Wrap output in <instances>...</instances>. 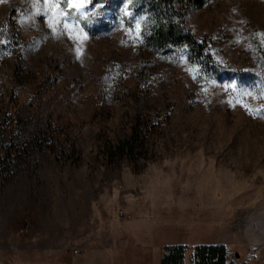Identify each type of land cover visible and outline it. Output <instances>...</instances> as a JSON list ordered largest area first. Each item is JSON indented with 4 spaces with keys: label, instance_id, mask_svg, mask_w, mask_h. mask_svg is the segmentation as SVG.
<instances>
[{
    "label": "rangeland",
    "instance_id": "374dc122",
    "mask_svg": "<svg viewBox=\"0 0 264 264\" xmlns=\"http://www.w3.org/2000/svg\"><path fill=\"white\" fill-rule=\"evenodd\" d=\"M130 2L105 12L102 26L87 20L91 0L81 9L0 0V106L15 120L50 122L64 149L0 178V235L74 205L107 231L152 214L139 236L187 244V256L218 242L237 264H254L250 247L264 264V0L187 10L221 72L186 45L149 44L146 15L133 16ZM100 89L108 94L98 108ZM123 136L135 138L138 165L108 162L103 145Z\"/></svg>",
    "mask_w": 264,
    "mask_h": 264
},
{
    "label": "trees",
    "instance_id": "16d2710c",
    "mask_svg": "<svg viewBox=\"0 0 264 264\" xmlns=\"http://www.w3.org/2000/svg\"><path fill=\"white\" fill-rule=\"evenodd\" d=\"M123 0H91L92 10L87 20L96 25H105V12L117 9ZM205 0H131L130 8L133 16L145 14L146 41L157 49L167 45L180 47L186 45L194 59L205 62L213 71L221 72L219 65L204 43L194 37L186 20L187 10L194 5H202ZM108 91L98 90L97 107L106 104ZM0 106V178L4 182L13 179L25 168V163L38 153L52 151L57 159L64 154V149L57 144L60 135L57 130L36 119V115L15 120ZM39 113V107L37 110ZM36 113V114H37ZM108 162L128 157L138 165V157L133 136H123L116 141L109 140L103 145ZM190 264H229L228 249L223 244H201L193 247ZM165 253L161 264H185L187 246L171 244L164 247Z\"/></svg>",
    "mask_w": 264,
    "mask_h": 264
},
{
    "label": "crops",
    "instance_id": "0c3cea01",
    "mask_svg": "<svg viewBox=\"0 0 264 264\" xmlns=\"http://www.w3.org/2000/svg\"><path fill=\"white\" fill-rule=\"evenodd\" d=\"M151 216L146 215L144 222L133 230L115 221L109 231L92 222L95 215L87 218L81 208L74 205L73 212L69 208L40 220L28 216L22 219L20 228L17 227L18 232L0 235V264H161L164 247L168 244L145 241L138 234ZM133 233L136 241H133ZM201 244L212 243L202 241L193 246ZM76 249L79 252H74ZM192 253L186 255L185 264H190ZM253 262L257 264L256 258ZM227 263L237 264L230 257Z\"/></svg>",
    "mask_w": 264,
    "mask_h": 264
},
{
    "label": "snow or ice",
    "instance_id": "6c2138e0",
    "mask_svg": "<svg viewBox=\"0 0 264 264\" xmlns=\"http://www.w3.org/2000/svg\"><path fill=\"white\" fill-rule=\"evenodd\" d=\"M68 4H69V7L81 9L85 5V0H68ZM65 26L68 27L67 24Z\"/></svg>",
    "mask_w": 264,
    "mask_h": 264
},
{
    "label": "built area",
    "instance_id": "2783aa9c",
    "mask_svg": "<svg viewBox=\"0 0 264 264\" xmlns=\"http://www.w3.org/2000/svg\"><path fill=\"white\" fill-rule=\"evenodd\" d=\"M74 252L77 253V252H79V250L76 249V250H74ZM248 255H249V258H251V259H255V258L257 257V251H256V248L250 247Z\"/></svg>",
    "mask_w": 264,
    "mask_h": 264
}]
</instances>
